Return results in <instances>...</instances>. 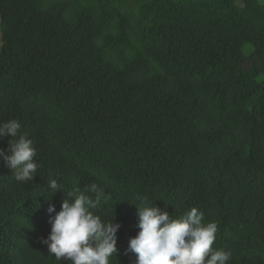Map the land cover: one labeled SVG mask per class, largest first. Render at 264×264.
Listing matches in <instances>:
<instances>
[{"label":"trees","instance_id":"16d2710c","mask_svg":"<svg viewBox=\"0 0 264 264\" xmlns=\"http://www.w3.org/2000/svg\"><path fill=\"white\" fill-rule=\"evenodd\" d=\"M0 45V123L39 164L20 183L0 158V264H71L49 220L92 183L111 264L136 262L137 197L196 207L228 264H264V0H0Z\"/></svg>","mask_w":264,"mask_h":264},{"label":"clouds","instance_id":"9594fccd","mask_svg":"<svg viewBox=\"0 0 264 264\" xmlns=\"http://www.w3.org/2000/svg\"><path fill=\"white\" fill-rule=\"evenodd\" d=\"M20 129L15 119L0 123V137H11L7 154L0 150V158L12 170L15 180L23 183L33 181L39 164L34 159L33 141ZM47 188L51 195L61 190L58 181L52 178L47 181ZM68 196L70 199L62 201L61 211L49 220L51 232L44 241L49 252L55 259L63 258L71 264H111V258L117 253L116 233L120 225L112 218L104 221L96 213L110 194L92 183L75 188ZM137 199L139 203L134 205L139 231L128 244V251L136 255L135 264H228L231 252L212 247L217 224H205L203 212L193 207L172 218L155 203L150 204L143 197ZM48 212H55L54 206L50 205Z\"/></svg>","mask_w":264,"mask_h":264},{"label":"rangeland","instance_id":"374dc122","mask_svg":"<svg viewBox=\"0 0 264 264\" xmlns=\"http://www.w3.org/2000/svg\"><path fill=\"white\" fill-rule=\"evenodd\" d=\"M1 46V45H0Z\"/></svg>","mask_w":264,"mask_h":264}]
</instances>
